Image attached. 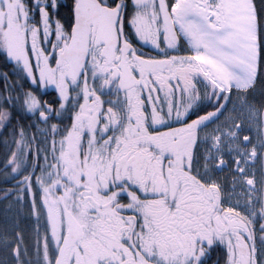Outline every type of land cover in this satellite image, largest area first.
I'll use <instances>...</instances> for the list:
<instances>
[{
    "label": "snow or ice",
    "instance_id": "snow-or-ice-1",
    "mask_svg": "<svg viewBox=\"0 0 264 264\" xmlns=\"http://www.w3.org/2000/svg\"><path fill=\"white\" fill-rule=\"evenodd\" d=\"M0 55V264H264V0H0Z\"/></svg>",
    "mask_w": 264,
    "mask_h": 264
},
{
    "label": "trees",
    "instance_id": "trees-1",
    "mask_svg": "<svg viewBox=\"0 0 264 264\" xmlns=\"http://www.w3.org/2000/svg\"><path fill=\"white\" fill-rule=\"evenodd\" d=\"M3 65V56L0 55V66ZM10 185H5L2 182V178H0V187H8ZM2 210H3V202H0V222H2Z\"/></svg>",
    "mask_w": 264,
    "mask_h": 264
},
{
    "label": "rangeland",
    "instance_id": "rangeland-1",
    "mask_svg": "<svg viewBox=\"0 0 264 264\" xmlns=\"http://www.w3.org/2000/svg\"><path fill=\"white\" fill-rule=\"evenodd\" d=\"M29 222H31V221H29Z\"/></svg>",
    "mask_w": 264,
    "mask_h": 264
}]
</instances>
